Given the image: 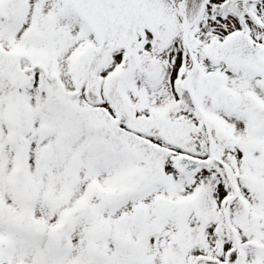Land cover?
Listing matches in <instances>:
<instances>
[{"label":"snow or ice","instance_id":"6c2138e0","mask_svg":"<svg viewBox=\"0 0 264 264\" xmlns=\"http://www.w3.org/2000/svg\"><path fill=\"white\" fill-rule=\"evenodd\" d=\"M0 264H264V0H0Z\"/></svg>","mask_w":264,"mask_h":264}]
</instances>
